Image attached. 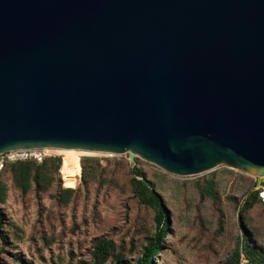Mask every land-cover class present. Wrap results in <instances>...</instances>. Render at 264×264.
Masks as SVG:
<instances>
[{
  "label": "water",
  "instance_id": "95a60500",
  "mask_svg": "<svg viewBox=\"0 0 264 264\" xmlns=\"http://www.w3.org/2000/svg\"><path fill=\"white\" fill-rule=\"evenodd\" d=\"M264 177V0H0V153Z\"/></svg>",
  "mask_w": 264,
  "mask_h": 264
},
{
  "label": "rangeland",
  "instance_id": "374dc122",
  "mask_svg": "<svg viewBox=\"0 0 264 264\" xmlns=\"http://www.w3.org/2000/svg\"><path fill=\"white\" fill-rule=\"evenodd\" d=\"M57 156L59 170L48 161L36 180L33 165L29 183L17 176L18 168L0 174V264H93L100 238L114 246L105 264H137L158 229V207L136 193L128 154H82L80 167L71 172ZM84 157L93 159L87 179ZM136 165L154 182L168 213V232L154 264H224L244 236L264 264V177L258 184L259 176L227 166L179 176L140 157ZM66 188L74 190L66 195ZM258 189L250 209L242 212ZM242 259L247 264L245 255Z\"/></svg>",
  "mask_w": 264,
  "mask_h": 264
},
{
  "label": "trees",
  "instance_id": "16d2710c",
  "mask_svg": "<svg viewBox=\"0 0 264 264\" xmlns=\"http://www.w3.org/2000/svg\"><path fill=\"white\" fill-rule=\"evenodd\" d=\"M93 160L92 157H84L83 158V173L84 178L87 179V175H89V170L87 163ZM48 161H52L55 164V169L59 170L61 167V157L52 156L46 158L42 163L36 160H27L20 161L17 163L9 164L2 172H4L8 167L18 168L16 175L21 176L22 179L26 180L29 183V179L31 177V169L32 166L35 165L37 170L35 171L33 178L36 180L40 177V168L45 165ZM81 161V160H80ZM63 169V166H62ZM0 172V174L2 173ZM133 172L135 176L132 179V185L135 188L137 194H139L142 198L150 201L152 204H156L158 207V215H157V226L158 229L156 234L151 238L150 243L145 248L143 255L138 259L137 264H154V258L158 256V253L161 250V243L168 232V213L167 210L162 206L160 196L155 191V184L151 181L146 173L141 169L140 166L135 165L133 168ZM75 176V175H73ZM75 178L68 179L65 182H71ZM213 182L211 180L208 181L207 190L209 193H212ZM73 188L64 189V193L69 195L73 192ZM260 190L253 191L250 196L246 199L245 204L242 205L241 211H247L252 206L253 202L259 195ZM1 223V222H0ZM114 246L113 243L106 238L97 239L94 246L93 252V264H105L108 259L113 254ZM245 255L248 260L247 264H262V257L260 253L256 252L253 247L248 242L246 236L243 237V243L237 245L233 255L224 263V264H242L243 259L242 256ZM86 264L82 262V264ZM123 264V263H121Z\"/></svg>",
  "mask_w": 264,
  "mask_h": 264
},
{
  "label": "built area",
  "instance_id": "2783aa9c",
  "mask_svg": "<svg viewBox=\"0 0 264 264\" xmlns=\"http://www.w3.org/2000/svg\"><path fill=\"white\" fill-rule=\"evenodd\" d=\"M51 147L36 148H18L0 153V172H2L9 164L20 161L36 160L42 163L46 158L57 156L53 153ZM243 259L242 264H246Z\"/></svg>",
  "mask_w": 264,
  "mask_h": 264
},
{
  "label": "bare ground",
  "instance_id": "6f19581e",
  "mask_svg": "<svg viewBox=\"0 0 264 264\" xmlns=\"http://www.w3.org/2000/svg\"><path fill=\"white\" fill-rule=\"evenodd\" d=\"M53 153L55 155L63 156V168L65 172H71L80 167V158L79 155L82 154H95L96 151L88 152L87 150H79V149H68V148H56L53 149Z\"/></svg>",
  "mask_w": 264,
  "mask_h": 264
}]
</instances>
